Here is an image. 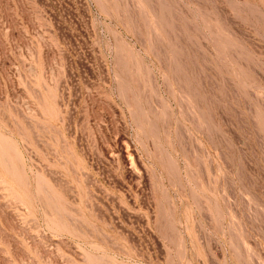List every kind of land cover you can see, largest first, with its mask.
<instances>
[{
  "label": "rangeland",
  "instance_id": "374dc122",
  "mask_svg": "<svg viewBox=\"0 0 264 264\" xmlns=\"http://www.w3.org/2000/svg\"><path fill=\"white\" fill-rule=\"evenodd\" d=\"M0 264H264V0H0Z\"/></svg>",
  "mask_w": 264,
  "mask_h": 264
}]
</instances>
